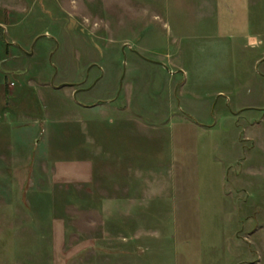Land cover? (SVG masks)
Instances as JSON below:
<instances>
[{"label": "rangeland", "instance_id": "1", "mask_svg": "<svg viewBox=\"0 0 264 264\" xmlns=\"http://www.w3.org/2000/svg\"><path fill=\"white\" fill-rule=\"evenodd\" d=\"M208 2L0 0V264H264V46Z\"/></svg>", "mask_w": 264, "mask_h": 264}, {"label": "crops", "instance_id": "2", "mask_svg": "<svg viewBox=\"0 0 264 264\" xmlns=\"http://www.w3.org/2000/svg\"><path fill=\"white\" fill-rule=\"evenodd\" d=\"M259 1V0H258ZM255 1L254 3H252V0H211V3L208 2L207 3V7H208V13L210 14V18L211 19H220V16H222V19L224 21V26L229 28V31L232 30V36H237V37H245L247 36V31L244 29L245 25L243 24V21L246 20L248 25H251L250 21H254V29L253 31L255 32L254 37L251 35H249L248 37L249 39V43L253 46L255 45V47H257L259 45V47H263L264 46V12L262 9H264V0H260V2ZM258 2V3H257ZM263 4V6H262ZM222 5V7H221ZM252 5H259V8H253L252 9ZM246 6H249V11L246 10ZM247 11V12H246ZM252 19V20H251ZM244 25V26H243ZM247 29V26H246ZM236 30V31H235ZM258 36V37H257ZM259 38V39H258ZM255 41L252 44V41ZM264 59V50L262 51V53L259 55L258 60L256 61V63H261L262 60ZM143 129V126H141ZM125 152V151H123ZM121 152L120 155H113V157H115V159H117V164H134V165H146V168L144 169L145 171H149L150 167V163L149 161H147L144 158H126L127 156L124 155V153ZM107 159V158H106ZM114 160V159H113ZM100 164H102V162H100ZM132 173L135 171L134 168H132ZM144 172L141 173V175H138L137 177H135L134 175L131 176L129 175V177H127V181H128V186H127V195H132V192L136 189H138V191L143 192L144 196H151L150 193V188H151V182L149 181L150 179L146 176H148L149 174H144ZM158 181L159 183L154 185L152 187V189L154 191H156L154 194L155 196L158 195L160 197V199H165L164 197H167L169 195L172 196V198L174 197V193H175V189L176 187L172 184L168 183V179L162 176H158ZM140 180L142 182H140ZM167 181V183H165V181ZM171 182L175 181V176L173 178H171L170 180ZM147 184V185H146ZM169 185H171V188H174V190H171V192H167L169 189ZM167 192V193H166ZM149 198V197H148ZM164 200L161 201L159 203V205L157 206L159 209V212L162 213H167V212H172L174 211L173 208H175V204H174V199H172L170 205H171V209L172 211L167 207V205L163 204ZM144 207H148V204H142L141 208L145 209ZM162 207V208H161ZM147 210V209H146ZM262 229H260L261 231ZM258 233V231L255 233ZM254 236V235H253ZM164 241L166 243H169V239H167V237H164ZM165 243L164 248H166L167 250V244ZM167 253L164 254H158V255H153V258L150 259V261L152 260L155 264L158 261V264H168L170 259H167ZM181 256V255H180ZM139 256H136V258H138ZM150 257V256H148ZM183 257V255L181 256ZM138 264V263H137Z\"/></svg>", "mask_w": 264, "mask_h": 264}]
</instances>
